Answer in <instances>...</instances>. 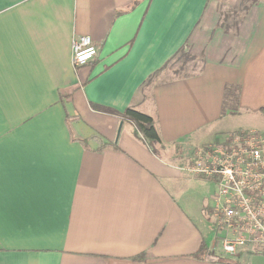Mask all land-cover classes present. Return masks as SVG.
<instances>
[{
  "label": "crops",
  "instance_id": "1",
  "mask_svg": "<svg viewBox=\"0 0 264 264\" xmlns=\"http://www.w3.org/2000/svg\"><path fill=\"white\" fill-rule=\"evenodd\" d=\"M220 1L0 0V264H215L192 258L203 240L215 243L202 212L215 180L187 174L170 154L264 132V0ZM80 36L99 54L76 69ZM186 47L199 71L162 79ZM228 87L239 88L237 109L224 112ZM94 105L151 116L166 151L156 157ZM70 128L112 146L85 148ZM184 176L202 191L212 185L211 196H185ZM143 253L145 262L129 261ZM242 260L264 264V255Z\"/></svg>",
  "mask_w": 264,
  "mask_h": 264
},
{
  "label": "built area",
  "instance_id": "2",
  "mask_svg": "<svg viewBox=\"0 0 264 264\" xmlns=\"http://www.w3.org/2000/svg\"><path fill=\"white\" fill-rule=\"evenodd\" d=\"M90 36L74 38L72 65L80 68L97 58ZM191 176L214 179L210 220L222 252L236 257L247 249L264 250V132L211 142L180 168Z\"/></svg>",
  "mask_w": 264,
  "mask_h": 264
},
{
  "label": "trees",
  "instance_id": "3",
  "mask_svg": "<svg viewBox=\"0 0 264 264\" xmlns=\"http://www.w3.org/2000/svg\"><path fill=\"white\" fill-rule=\"evenodd\" d=\"M244 2H247L248 0H243ZM250 2L254 3L255 0H251ZM248 10L249 7H246ZM184 48L180 49L178 53L174 56L173 59L176 57H179L180 60L184 62L188 61L189 59H192V57L189 54L183 53ZM170 60L168 64L172 61ZM165 67H167V65ZM164 67V68H165ZM157 76V73L154 74L152 77H150L149 80L145 82V85H149L152 83L153 79ZM79 88L78 85H73L67 88L64 92L61 94V99L64 102H70L72 95L74 92ZM238 95H239V88L236 87H228L226 88L225 92V99H224V112L227 108H232L231 103H235L237 106L238 102ZM94 110L98 112H103L111 115H116L119 117V119L122 121L123 124H129L132 126V133L133 136L138 139L140 142H142L156 157H161L162 153L166 151L167 147L163 144L155 120L145 114L137 110V108H128L125 112L122 114L113 111L111 109L100 107V106H93ZM233 109V108H232ZM262 113H264V110H261ZM75 118H72L70 121L74 120ZM69 120V117H68ZM248 131L240 130L236 131L234 133H231L229 135V138L232 139L236 135H244L247 134ZM70 134L71 138L74 141L80 142L85 148H89L88 144L90 141H94L97 143L98 147L97 150L102 151L110 146L112 144L104 143L102 139L99 136H91L90 138L86 139H77L75 137L74 131L70 128ZM206 217L210 219V208L206 209ZM253 255H264V250L261 252H257L256 250L247 249L243 252L239 253V256L237 257H230L225 255L220 246V241L217 239L215 240V243L212 248L209 247L207 242L205 240L202 241L199 249L196 253L192 255V258L199 259V260H205L210 263L215 264H248L247 261H243L242 257H251ZM147 253L140 254L129 261L132 263H142L147 260Z\"/></svg>",
  "mask_w": 264,
  "mask_h": 264
},
{
  "label": "rangeland",
  "instance_id": "4",
  "mask_svg": "<svg viewBox=\"0 0 264 264\" xmlns=\"http://www.w3.org/2000/svg\"><path fill=\"white\" fill-rule=\"evenodd\" d=\"M225 1H227V0H221L220 2H225ZM250 1L251 0H248L247 2H244L243 0H228V2H234V3H237V4L238 3L241 4L242 2L249 3ZM220 2H218V3H220ZM240 8H241V5H240ZM240 8L238 7V10ZM232 10H233L232 8H225L224 11L222 12V14L226 13V12L228 14H230L232 12ZM240 11L236 10V11H234L235 12L234 14H236V13H238ZM230 16H232V15L230 14ZM239 17H240V15H237V16L234 15L233 19L230 20V23L233 20H235V21L238 20ZM226 21L227 20L224 19V22H226ZM183 53L184 54H189L192 57V59H189L188 61L183 63V61L180 60L179 57H176L165 68L164 75H163L162 79H173V78L186 77V76L192 75V74H194V73L199 71V68L201 67V62H200V60H196L198 58L199 54H196V52H194L189 47L188 48L186 47L184 49ZM231 105H232V108L235 111L237 109L236 104L235 103L233 104V102H232ZM243 122H244L243 119L242 120L241 119H237L235 121L233 120L232 123H231V126L237 128L240 125H242ZM241 127L242 126H240L239 128H241ZM183 148H187V149H183ZM196 152H197V148H195V147L190 149L188 147L182 146V147H179L176 150V152H172L170 155L172 157L171 159L174 161L173 162L174 164L185 165L188 162L193 160V158L196 155ZM184 178H185V181H182L181 183H179L177 185V188L180 189L182 192H184L185 196H187L188 198H191L195 194H197L199 196L205 195L207 198H209L211 196V193L213 191L212 185L206 184L205 189H204L205 191H202L201 188L197 189V186L195 187L196 183H194V182L197 180V178H193V177H190V176H184ZM188 183H192L193 184L191 190H189L188 187H186ZM199 202L200 201H198L197 203H199ZM204 205H205V203H204ZM202 212L204 213V215L206 217L205 211H202ZM209 227H210V223H209ZM213 237H214V235H213Z\"/></svg>",
  "mask_w": 264,
  "mask_h": 264
},
{
  "label": "water",
  "instance_id": "5",
  "mask_svg": "<svg viewBox=\"0 0 264 264\" xmlns=\"http://www.w3.org/2000/svg\"><path fill=\"white\" fill-rule=\"evenodd\" d=\"M123 124V123H122ZM122 124H121V126H122Z\"/></svg>",
  "mask_w": 264,
  "mask_h": 264
}]
</instances>
